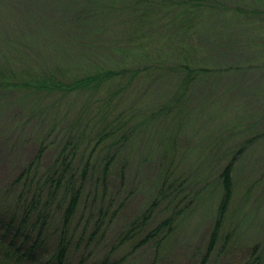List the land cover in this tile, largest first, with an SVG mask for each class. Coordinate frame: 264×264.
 I'll list each match as a JSON object with an SVG mask.
<instances>
[{"label":"trees","instance_id":"16d2710c","mask_svg":"<svg viewBox=\"0 0 264 264\" xmlns=\"http://www.w3.org/2000/svg\"><path fill=\"white\" fill-rule=\"evenodd\" d=\"M5 22H19L18 29ZM16 105L27 113L18 130L38 116L30 132L40 138L0 196V264H65L80 211V221L98 211L93 238L110 211L109 191L128 188L147 127L158 130H149L153 146L145 150L159 175L142 218L160 208L163 220L141 245L174 231L187 209V197L178 196L207 173L227 140H245L226 157L215 187L203 188L212 190L214 213L206 258L221 239L229 250L238 233L246 237L233 208L241 166L255 160L256 149H246L264 135V0H0V109ZM226 113L231 123H222ZM50 139L55 154L47 167ZM226 226L233 231L224 234ZM245 248L248 256L228 264H264L261 243Z\"/></svg>","mask_w":264,"mask_h":264},{"label":"rangeland","instance_id":"374dc122","mask_svg":"<svg viewBox=\"0 0 264 264\" xmlns=\"http://www.w3.org/2000/svg\"><path fill=\"white\" fill-rule=\"evenodd\" d=\"M10 23V24H9ZM24 23V24H23ZM27 31L30 30V23H21ZM18 24L13 22L2 23L1 27L9 30L18 29ZM29 27V29H27ZM226 89L221 91L223 96ZM225 98V97H222ZM246 99V98H245ZM20 106H12L10 109H0V196L5 194L11 183L19 176L23 169L34 158L39 147L38 133L33 131V123L37 121V117L28 123L26 132H21L22 120H26L27 114ZM127 108V106H122ZM129 108V107H128ZM152 112V109H149ZM222 123L232 122V116L225 114L221 116ZM39 125V124H38ZM35 126V130L37 126ZM149 130L158 131L156 127H147V136L141 140L139 145L140 155L131 163L127 171V189H119L113 187L109 191V198L113 199L109 213L103 219L101 229L90 239L96 226L98 211H85V217L81 218L82 211L75 217L73 226L79 222L78 228L74 230V242L68 252L65 264H228L248 256L245 245L248 242H259L263 245L264 250V155H260V147H264V135L255 136L256 140L246 149L257 163L253 166V162L241 166L243 175H240V184L237 189V196L233 202V208L237 210L235 217L240 219V226L246 223V237L243 239L242 234L238 233L232 243L229 244V250H223L224 239H221L213 255L206 258L209 248V241L214 223V213L212 211V203L209 195L211 191L203 192V188L209 186L213 189L216 185V173L224 165L226 157L236 148L240 149L244 144H238L239 138L232 136L231 140H227V145L222 147L221 157H216V162L210 166L207 173L197 180L190 183L191 188H187L186 193L180 194L178 199L187 197L183 201L186 203V211L180 215L179 225L174 228L172 233L162 232L156 239L150 240L147 244L141 245V238L163 220L160 215V208L155 210L151 219L144 223L143 214L149 207L148 201L152 196V189L159 175L158 161L151 158L147 159L145 148H152L153 142ZM253 137V138H255ZM54 139H50L46 143V152L44 155V165L49 166L55 154ZM264 150V149H263ZM201 159V158H200ZM142 160V162H141ZM187 162V161H186ZM180 166H187L180 161ZM197 166L200 171L205 169V162H198ZM209 167V165H208ZM240 168V170H241ZM180 175V173H178ZM121 183L116 177L115 185ZM194 190V191H193ZM205 191V190H204ZM132 192V194L130 193ZM198 193L199 196L196 194ZM127 203L121 208L120 201L128 195ZM109 202V200H108ZM163 207V206H162ZM247 207V208H245ZM243 209L246 210L243 215ZM115 211H118L116 214ZM251 216V218L248 217ZM59 216H54L51 227H49V249L57 244V236L55 227L59 225ZM115 217V218H114ZM138 219L135 232H132V226L129 224ZM257 218V219H256ZM112 219V220H111ZM256 219V220H255ZM88 222L89 226L86 227ZM233 225H239L233 221ZM131 229V230H130ZM231 226H226L223 233L231 232ZM138 233V234H137ZM137 234V235H136ZM235 244V246H233ZM3 252V251H2ZM4 255V252L2 253ZM45 261L47 259L44 256ZM50 261V257H49ZM56 260H52L49 264H56Z\"/></svg>","mask_w":264,"mask_h":264}]
</instances>
